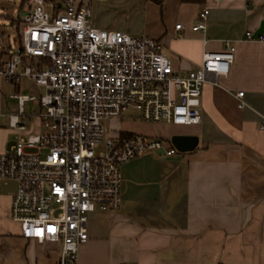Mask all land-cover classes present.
<instances>
[{"label":"crops","instance_id":"0c3cea01","mask_svg":"<svg viewBox=\"0 0 264 264\" xmlns=\"http://www.w3.org/2000/svg\"><path fill=\"white\" fill-rule=\"evenodd\" d=\"M89 2L95 26L159 41L181 72L199 67L205 52L225 50L227 41L236 52L229 73L204 85L200 124L151 123L138 114L114 119L112 135H190L198 143L191 151L149 152L122 165L121 205L89 215L78 264H264V39L246 37L264 22V0ZM203 8L209 9L206 28L197 30ZM11 90L44 92L28 77L12 84L0 75V116ZM29 102L39 112L25 108L24 117L38 119L31 128L41 132L42 108ZM13 129L20 137L31 133L28 124ZM9 147L0 142V151ZM10 206L11 197L0 196V264H57L60 247L24 238Z\"/></svg>","mask_w":264,"mask_h":264},{"label":"built area","instance_id":"2783aa9c","mask_svg":"<svg viewBox=\"0 0 264 264\" xmlns=\"http://www.w3.org/2000/svg\"><path fill=\"white\" fill-rule=\"evenodd\" d=\"M27 4L21 42L0 57V75L44 88L13 94L20 108L10 115L11 127L25 130V103L34 101L44 130L0 152V196L11 197L10 215L24 238L59 246L57 264H78L89 215L121 205L122 165L149 152L178 153L170 140L112 135L104 122L135 110L147 122L200 124L203 87L229 73L236 46L227 41L225 50L207 51L199 67L181 72L159 41L95 26L89 0ZM208 13L201 10L195 29L206 28ZM246 37L264 39L252 31Z\"/></svg>","mask_w":264,"mask_h":264},{"label":"rangeland","instance_id":"374dc122","mask_svg":"<svg viewBox=\"0 0 264 264\" xmlns=\"http://www.w3.org/2000/svg\"><path fill=\"white\" fill-rule=\"evenodd\" d=\"M28 9L29 6L26 0H0V52H4L5 49L10 51H15L17 49L20 30H18L16 22L22 20L24 13ZM14 21L15 23L13 24ZM21 25L22 24H20V27ZM23 81H26V77H22L21 82ZM24 91V89H21V92ZM13 93L14 91L11 90L4 95L3 111L0 116V142L5 141L8 142L10 145V147L5 151H0L4 153L6 151H9L11 149V146L15 144L22 135L21 133L17 132L16 130L10 127V113L18 110L19 108L18 99L10 96ZM25 108L28 113L39 112V107L33 102H26ZM131 114L132 116H137V112L135 110L127 115ZM38 123V119L33 116L28 119L29 133H34L37 131L36 129H32L31 127L33 125L37 126ZM104 123L106 126V130L108 131H110L109 129H115L118 125V121L114 119L106 120ZM41 130H44V128H42ZM107 135H109V132ZM171 144L173 145L172 141Z\"/></svg>","mask_w":264,"mask_h":264},{"label":"water","instance_id":"95a60500","mask_svg":"<svg viewBox=\"0 0 264 264\" xmlns=\"http://www.w3.org/2000/svg\"><path fill=\"white\" fill-rule=\"evenodd\" d=\"M263 33L264 22L261 24V27L257 30L255 37L258 38ZM171 141L179 151H191L196 147L198 143V137L190 135H174L171 137ZM161 153L164 152L161 151Z\"/></svg>","mask_w":264,"mask_h":264},{"label":"trees","instance_id":"16d2710c","mask_svg":"<svg viewBox=\"0 0 264 264\" xmlns=\"http://www.w3.org/2000/svg\"><path fill=\"white\" fill-rule=\"evenodd\" d=\"M24 1V0H23ZM27 1V0H26ZM46 1H55V2H58L59 0H46ZM152 2H154V3H156V4H158V5H162V3H163V0H151ZM183 2H185V3H196V4H204L205 2H206V0H182ZM22 22V20H19V21H17L16 23H17V26H18V30H20L19 31V39H18V44L21 42V38H22V25H21V27H20V24H22L21 23ZM15 23V21L13 22V24ZM9 50H7V49H5L4 50V52H1L0 53V57L4 54V53H6V52H8ZM130 134V133H129Z\"/></svg>","mask_w":264,"mask_h":264}]
</instances>
